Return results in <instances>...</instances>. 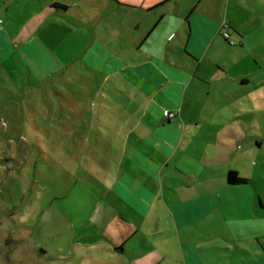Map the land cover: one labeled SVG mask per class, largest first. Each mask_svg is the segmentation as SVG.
Returning a JSON list of instances; mask_svg holds the SVG:
<instances>
[{
	"label": "crops",
	"instance_id": "0c3cea01",
	"mask_svg": "<svg viewBox=\"0 0 264 264\" xmlns=\"http://www.w3.org/2000/svg\"><path fill=\"white\" fill-rule=\"evenodd\" d=\"M247 2L0 0V82L82 71L115 113L104 142L79 136L84 109L64 127L71 159L90 160L91 223L124 264H264V39L246 40L264 0Z\"/></svg>",
	"mask_w": 264,
	"mask_h": 264
},
{
	"label": "rangeland",
	"instance_id": "374dc122",
	"mask_svg": "<svg viewBox=\"0 0 264 264\" xmlns=\"http://www.w3.org/2000/svg\"><path fill=\"white\" fill-rule=\"evenodd\" d=\"M237 15L244 20V9ZM257 24L243 27L261 33ZM260 37L264 31L247 33L246 40L255 44ZM255 56L264 78V48ZM72 73L40 82L16 68L4 75L8 82H0V264H124L107 249L112 246L104 230L91 223L99 197L86 173L90 160L71 159L78 152L76 135L64 127L74 125L77 109H84L89 129L79 136L92 128L104 142L115 113L100 109L96 81L87 84L82 71ZM92 113L100 117L90 124Z\"/></svg>",
	"mask_w": 264,
	"mask_h": 264
},
{
	"label": "trees",
	"instance_id": "16d2710c",
	"mask_svg": "<svg viewBox=\"0 0 264 264\" xmlns=\"http://www.w3.org/2000/svg\"><path fill=\"white\" fill-rule=\"evenodd\" d=\"M53 6L58 7L57 5H53ZM227 178H228L229 183H244L245 182V179L238 177L237 173L234 171H230L227 175Z\"/></svg>",
	"mask_w": 264,
	"mask_h": 264
},
{
	"label": "built area",
	"instance_id": "2783aa9c",
	"mask_svg": "<svg viewBox=\"0 0 264 264\" xmlns=\"http://www.w3.org/2000/svg\"><path fill=\"white\" fill-rule=\"evenodd\" d=\"M2 23H3V20H2V18H0V26H1ZM223 36H224V38H227L228 37V33L227 32L223 33ZM162 114H163L164 117H167L169 119L173 118L175 116L174 112H172L170 110H167V109H164L162 111Z\"/></svg>",
	"mask_w": 264,
	"mask_h": 264
}]
</instances>
